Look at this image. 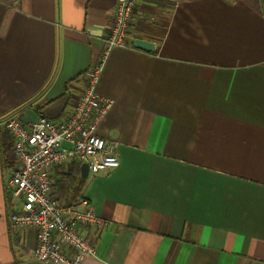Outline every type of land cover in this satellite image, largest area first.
Instances as JSON below:
<instances>
[{"label":"crops","instance_id":"obj_1","mask_svg":"<svg viewBox=\"0 0 264 264\" xmlns=\"http://www.w3.org/2000/svg\"><path fill=\"white\" fill-rule=\"evenodd\" d=\"M114 6L0 0V264H46L37 229L10 226L4 122L68 118ZM134 19L95 87L113 102L97 132L120 165L83 178L112 224L81 227L98 252L82 264H264V0H140Z\"/></svg>","mask_w":264,"mask_h":264},{"label":"built area","instance_id":"obj_2","mask_svg":"<svg viewBox=\"0 0 264 264\" xmlns=\"http://www.w3.org/2000/svg\"><path fill=\"white\" fill-rule=\"evenodd\" d=\"M140 0H115L108 36L99 62L85 72L80 98L64 120L44 116L31 124L18 116L4 122L14 140L16 166L7 179V191L21 204L9 215L10 226L17 232L24 228L38 231V244L33 257L46 264H82L96 257L97 248L80 233L81 227L108 230L112 221L98 215L83 194L65 207L57 202L53 170L62 164L78 161L89 165L97 174L118 168V144L99 136L97 130L113 102L95 91L106 58L116 47L130 46L135 12Z\"/></svg>","mask_w":264,"mask_h":264},{"label":"trees","instance_id":"obj_3","mask_svg":"<svg viewBox=\"0 0 264 264\" xmlns=\"http://www.w3.org/2000/svg\"><path fill=\"white\" fill-rule=\"evenodd\" d=\"M81 163L68 162L56 168L54 190L61 207L71 203L80 194L86 179L81 176Z\"/></svg>","mask_w":264,"mask_h":264},{"label":"water","instance_id":"obj_4","mask_svg":"<svg viewBox=\"0 0 264 264\" xmlns=\"http://www.w3.org/2000/svg\"><path fill=\"white\" fill-rule=\"evenodd\" d=\"M133 45L138 49H142L148 52H152L154 50V44L144 40H136ZM88 174L89 165L87 163H82L80 176H82V178H87L89 176Z\"/></svg>","mask_w":264,"mask_h":264},{"label":"rangeland","instance_id":"obj_5","mask_svg":"<svg viewBox=\"0 0 264 264\" xmlns=\"http://www.w3.org/2000/svg\"><path fill=\"white\" fill-rule=\"evenodd\" d=\"M82 164V163H81ZM63 165V164H62Z\"/></svg>","mask_w":264,"mask_h":264}]
</instances>
